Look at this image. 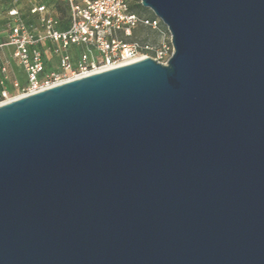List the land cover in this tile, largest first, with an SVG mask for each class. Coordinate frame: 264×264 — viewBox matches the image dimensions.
<instances>
[{
	"label": "water",
	"instance_id": "obj_1",
	"mask_svg": "<svg viewBox=\"0 0 264 264\" xmlns=\"http://www.w3.org/2000/svg\"><path fill=\"white\" fill-rule=\"evenodd\" d=\"M173 53L0 104V264H264V0H140Z\"/></svg>",
	"mask_w": 264,
	"mask_h": 264
},
{
	"label": "built area",
	"instance_id": "obj_2",
	"mask_svg": "<svg viewBox=\"0 0 264 264\" xmlns=\"http://www.w3.org/2000/svg\"><path fill=\"white\" fill-rule=\"evenodd\" d=\"M62 1L67 11L64 18L44 4L32 5L29 14L38 25L22 19L17 7L8 9L12 23L6 39L0 41V104L144 57L165 64L173 53L171 43L152 45L123 39L138 25L169 32L158 17L141 18L131 11L127 0ZM63 24L66 27L61 29ZM71 47L78 51L74 62ZM6 48L10 49L9 56ZM52 54L59 57L56 68L48 67L47 58ZM10 59L24 71L23 83L17 78L9 79Z\"/></svg>",
	"mask_w": 264,
	"mask_h": 264
},
{
	"label": "rangeland",
	"instance_id": "obj_3",
	"mask_svg": "<svg viewBox=\"0 0 264 264\" xmlns=\"http://www.w3.org/2000/svg\"><path fill=\"white\" fill-rule=\"evenodd\" d=\"M37 4L42 3L45 4L47 7H53L54 5L60 6L62 9L64 7V1L62 0H18L14 2L13 0H0V13L2 14L5 12L10 5H15L19 9V12L23 15L21 17L24 20L29 21V23L33 25H38V21L36 18L29 15V6L30 4ZM129 8L138 14L141 18H150L152 17V11L148 8L139 7L140 0H127ZM62 18L65 17L64 12H62ZM7 22L5 19H0V31L4 30L7 27ZM164 30V26L161 25L160 27ZM127 42L138 41L140 43L148 42L152 45H159L162 42L166 43L167 45L171 43L170 33H161L158 30L152 29L149 26L145 25H138L132 32L131 35L127 38H123ZM74 51L69 49V52ZM58 54H52L47 58L48 67L56 68L58 65ZM73 62L76 60V57L72 59Z\"/></svg>",
	"mask_w": 264,
	"mask_h": 264
},
{
	"label": "crops",
	"instance_id": "obj_4",
	"mask_svg": "<svg viewBox=\"0 0 264 264\" xmlns=\"http://www.w3.org/2000/svg\"><path fill=\"white\" fill-rule=\"evenodd\" d=\"M7 10L5 12H3L2 14L0 13V19H5V21L7 22L6 23L7 27L4 30L0 31V41H3L6 39V35L9 31L10 25L12 23L11 18L7 15ZM72 50L74 51V53H72V51H70V53L72 54L71 55L72 59H74L75 57H77L78 51L76 48H72ZM6 54L9 56V54H10L9 48H6ZM8 68H9V79L10 80H12L13 78H17L21 83H23L25 81L24 71L13 59H10V64H9ZM7 86L10 88L9 83L7 84Z\"/></svg>",
	"mask_w": 264,
	"mask_h": 264
},
{
	"label": "trees",
	"instance_id": "obj_5",
	"mask_svg": "<svg viewBox=\"0 0 264 264\" xmlns=\"http://www.w3.org/2000/svg\"><path fill=\"white\" fill-rule=\"evenodd\" d=\"M32 5H34V3L33 4H30V6H29V9H30V7L32 6ZM36 5H42V3H37ZM45 5V4H44ZM13 6H15V5H10L9 7H8V9L9 8H11V7H13ZM138 6L139 7H142L141 6V4H138ZM15 7H17V6H15ZM51 8H53L55 11H57L58 13H60V15L62 16V12H64V15H66V6H65V4H64V7H63V9L60 7V6H58V5H54L53 7H51ZM18 9V8H17ZM130 9V8H129ZM131 10V9H130ZM8 11V10H7ZM18 11H19V9H18ZM132 11V10H131ZM19 14H20V16L21 17H23V15L19 12ZM30 15V14H29ZM154 17V14H152V17H150V18H153ZM25 21H27V20H25ZM66 27V25L65 24H63V25H61L60 26V28L61 29H63V28H65ZM72 48H74V47H71L70 49H72ZM72 55V54H71Z\"/></svg>",
	"mask_w": 264,
	"mask_h": 264
}]
</instances>
